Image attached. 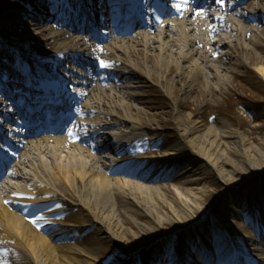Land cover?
Masks as SVG:
<instances>
[{
  "label": "bare ground",
  "instance_id": "bare-ground-1",
  "mask_svg": "<svg viewBox=\"0 0 264 264\" xmlns=\"http://www.w3.org/2000/svg\"><path fill=\"white\" fill-rule=\"evenodd\" d=\"M84 1L91 3L86 18H95L106 30L111 27L109 20L122 13L113 12L109 7L107 12L98 11L102 1L111 6L115 0H75L72 7H58L51 18L41 13L48 3L46 0L40 5H29L24 13L0 11L1 67L10 69L13 79H20L15 61L28 56L29 60H34L37 78L43 81L29 85L30 91H39L44 96L43 101L36 99L38 102L32 113L35 120L42 107L40 104L48 103V85L53 86L42 66L43 59L47 58L43 45L53 49L54 60L80 69L65 67L69 74L60 77L69 86L57 88L63 91V99L69 100L67 106L74 115V127L60 135L53 133L56 126H42L39 129L42 132L37 137L30 136L27 139L30 145L22 151H10L0 145V264L10 263L4 256L8 249L26 257L31 264H69V260L71 264H98L92 259L93 242L81 237L87 229L83 226L86 223L96 225L99 231L106 227L126 253L143 251L145 239L134 231L124 230L114 197L132 198L145 205L158 216L159 223L162 218L172 216L181 227H187L184 218L189 216L187 210L192 206L175 198H170L172 204H169L155 191L141 190L139 184L187 174L192 177L196 172L194 159L201 156L222 176V166L228 163L223 158L227 152L238 155L241 166L234 165L233 172L243 175L229 185L232 188L245 186L250 194L238 201L236 198L227 201L228 210L223 214L229 223L225 227L233 237L227 253L236 250L238 264H264V232H257L256 236H261L257 243L258 239L248 229L252 220L264 219L260 216L264 214V205L258 204L264 190L252 186L264 175V153L247 146L249 139H258L253 132L247 135L236 132L224 120L215 119L207 124L198 120L202 118L201 113L192 114L203 92L212 100L229 81L232 67L244 66L243 55L247 62L256 64L255 70L264 80V0H213L211 8L208 4L201 5L199 17L190 14L182 21L157 17L160 19H157L156 28H151L147 20L137 19L135 25L140 28L135 34L129 24L116 25L113 33L100 28L102 35H95L97 42L93 43L87 41L88 34L92 33L91 25L82 24L76 16ZM152 2L157 12L164 10L161 0H145L141 10L148 19L156 14L155 10L151 11ZM96 13L102 18H97ZM61 27H69L74 34L58 30ZM45 34L48 36L44 42L38 39ZM59 39L64 41L56 42ZM4 42L25 53L22 56L12 50L6 51ZM88 54L94 55L96 60L93 61L98 65L83 72L80 61ZM101 61L106 66L102 67ZM131 76L155 83L170 98L180 92L175 104L182 110H189V114L178 113L175 118L174 123L181 130L177 140L151 150L139 147L140 151L124 167L125 162L112 156L122 155L124 148L139 140L148 144L149 139L144 134H152L156 129L146 121H155L152 124L159 126L162 123L157 119L158 114L150 112L157 108L152 100L139 98L140 93L128 81ZM23 83L20 81L19 85ZM21 90L25 89H16L17 92ZM83 97L87 98L82 101ZM18 102L23 105L25 100ZM3 104L7 103L0 99V105ZM213 105L204 100L205 109H212ZM213 111L217 114L215 109ZM0 112L9 111L0 108ZM50 116L54 123H59L58 130H62L64 116L60 108L56 107ZM12 126H0V141L4 139L2 129L23 133V128ZM169 150L185 153L191 162L190 168L181 174L175 171L164 174L163 171L161 175H149L158 169V164L171 161L175 154L168 153ZM147 164L149 170L144 172ZM233 174L227 173V177L232 178ZM199 180L187 178L184 182L197 184ZM119 182L118 188H109L110 184ZM209 262L207 259L203 264ZM227 263H231V258Z\"/></svg>",
  "mask_w": 264,
  "mask_h": 264
},
{
  "label": "rangeland",
  "instance_id": "rangeland-1",
  "mask_svg": "<svg viewBox=\"0 0 264 264\" xmlns=\"http://www.w3.org/2000/svg\"><path fill=\"white\" fill-rule=\"evenodd\" d=\"M30 1L39 2L40 0H0V11L24 13L28 10V5L24 3H29ZM48 1L50 4H44L45 8L41 11L43 15L48 17L52 14L50 6L57 8L64 5L72 6L73 3V0ZM87 5H91V3L89 1L82 2V7L86 10L88 9ZM47 10H49V13ZM46 36L48 35L45 34L38 39L44 42ZM62 39L56 42L64 41ZM43 48L46 51L47 58L43 59L42 66L46 68L47 73L54 82L59 81V73L66 74L68 72L67 69H64L65 66L66 68L71 66L72 68L79 69V67H75L72 64L67 65V63L54 60L52 56L53 49L48 48L46 45H43ZM5 49L6 51L12 50L18 54L17 50L10 44ZM242 58L244 66L232 67L233 72L228 74L229 81L223 85L219 93L214 95L212 100L207 94L204 95L203 92V97L196 104L192 114L195 116L201 113L202 118L198 120L207 124H212L215 119L224 120L233 130L242 135L253 132L258 141L249 139L247 146L256 147V149H260L264 153V142L261 143L264 139V80L256 72V64L247 62L245 55ZM53 60L54 62H52ZM93 60L95 61L96 59L91 54L83 57L81 66L83 72L87 69L96 68L98 63ZM29 63H32V65H29L33 66V61ZM233 73L236 77H233ZM128 81L136 87L135 89L140 93V95L138 94L140 99L152 100L153 105L157 108L150 110V112L158 114V117L157 115L155 116L162 123L159 126L152 124L153 122L156 123L155 121H146L152 128L156 129L152 134H144L145 138L149 139L148 144L139 140L133 145L124 148L121 151L122 156H114L116 159L119 158L122 161H127V165L130 164V159H132L130 156L131 153H135V149L140 150L139 147H143L145 150L156 149L177 140L178 135L181 134V130L174 123L175 118L178 113L189 114V110H182L175 104L178 98H180V92L174 98H170L153 82H147L135 76H131ZM86 98L83 97L82 101ZM204 100H208L211 104H214L212 109L204 108ZM213 109L217 111V114H215ZM63 111V119L65 121L63 124H66V128L74 127V115L65 103L63 104ZM65 117H67V120H65ZM155 137L160 138L156 140ZM150 139L154 140L150 141ZM172 149H175V147ZM163 152L165 151L163 150ZM168 153H173L175 156L171 161L158 164V169L148 173L149 175L159 173L161 175L163 171L164 174L170 171L181 174L184 170L190 168L191 162L185 153H182V151H176L175 153L173 150H169ZM154 155L156 156V154ZM223 158L228 163H224L222 166V176L201 156L194 159L196 172L192 177L187 174L175 179L159 178V180L153 183L141 181V184H139V187L142 188L141 190L155 191L169 204H172L170 200L175 198L183 200L192 206V209L189 208L187 210L189 216L184 218L188 225H186L187 227H181L180 223L172 216L170 218H162L161 223H159L158 216L150 212L149 208L145 205L138 203L132 198H122L116 195L114 198L122 227L125 231L131 230L137 233L138 236L143 237L146 241L145 247L143 251L136 250L133 253H126L123 248L117 245L119 241H117V238H114L113 234L106 227L103 226L104 231H99L96 225L86 223L83 226L87 229L81 237H85L88 241L93 242L94 251L92 252V259L98 264H202L201 256L204 253L210 259V264H226L230 258L231 263L229 264H238V252L231 250L227 253L232 239L221 229V224L227 221L223 212L228 210L229 204H227V201L229 198L231 200L236 198V201H238L243 195L250 196V194H248V188L245 186L232 188L229 185L243 176L239 171L233 172L234 165L237 168V164L241 166L240 160L238 161V155L233 152H227ZM149 167V164L143 167L144 172L149 170ZM227 173L234 174L232 178H228ZM187 178L188 180L200 178V180L197 184H188L184 182ZM260 178L261 181L254 182L252 186L261 187L264 190V175L262 174ZM120 184V182L110 184L112 187L109 186V188H118ZM130 188L133 189V187ZM133 190L137 189L134 188ZM254 193L256 194L257 192ZM263 202L264 195L258 199L260 205ZM4 256L9 259V264H31L29 259L17 252H10L9 249L6 250ZM187 257H190V260ZM71 263L69 260V264Z\"/></svg>",
  "mask_w": 264,
  "mask_h": 264
},
{
  "label": "snow or ice",
  "instance_id": "snow-or-ice-1",
  "mask_svg": "<svg viewBox=\"0 0 264 264\" xmlns=\"http://www.w3.org/2000/svg\"><path fill=\"white\" fill-rule=\"evenodd\" d=\"M101 66L103 67V66H106L105 64H104V62L103 61H101Z\"/></svg>",
  "mask_w": 264,
  "mask_h": 264
}]
</instances>
